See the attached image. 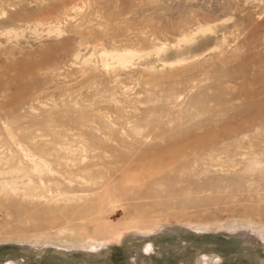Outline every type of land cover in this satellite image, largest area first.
<instances>
[{
	"label": "rangeland",
	"instance_id": "1",
	"mask_svg": "<svg viewBox=\"0 0 264 264\" xmlns=\"http://www.w3.org/2000/svg\"><path fill=\"white\" fill-rule=\"evenodd\" d=\"M0 264H264V0H0Z\"/></svg>",
	"mask_w": 264,
	"mask_h": 264
}]
</instances>
